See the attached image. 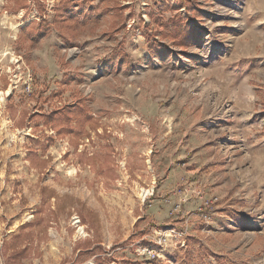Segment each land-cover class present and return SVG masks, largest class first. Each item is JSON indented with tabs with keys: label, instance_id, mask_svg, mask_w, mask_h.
I'll list each match as a JSON object with an SVG mask.
<instances>
[{
	"label": "rangeland",
	"instance_id": "rangeland-1",
	"mask_svg": "<svg viewBox=\"0 0 264 264\" xmlns=\"http://www.w3.org/2000/svg\"><path fill=\"white\" fill-rule=\"evenodd\" d=\"M61 1L0 0V264H264V0Z\"/></svg>",
	"mask_w": 264,
	"mask_h": 264
},
{
	"label": "trees",
	"instance_id": "trees-1",
	"mask_svg": "<svg viewBox=\"0 0 264 264\" xmlns=\"http://www.w3.org/2000/svg\"><path fill=\"white\" fill-rule=\"evenodd\" d=\"M61 3H62L61 9H56L57 10L56 17L58 20V22L56 23V26L61 31L62 38L67 42H72L73 38H75V33L79 31L80 26H81L80 18L79 16H76L77 10L80 11V8H79L80 4L78 3V0H62ZM76 4L78 5V8L74 10L75 9L74 7L76 6ZM113 8L115 9V11L112 16L114 15L115 17L117 16L116 17L117 20L114 19L112 24L113 26H116L119 21L118 17L119 19L123 20L124 14L120 12V4H117V5L115 4ZM169 20L172 23L173 31L172 32L164 31V35L170 37L176 45H179L181 47H187L192 43L195 37L198 36L200 28H195V29L190 28L189 25H185L184 27H182L180 25L182 21L180 16H173ZM66 31L69 34H67ZM168 51L169 50L167 47L165 49L160 47V50H159L160 53H167ZM153 53L156 54L155 50H153ZM70 111H73L74 113H76V115L79 114V116L77 117V120L80 121L82 120L80 115L86 116L88 108L85 104L81 102V103L76 104V106L72 108L68 107L67 113H69ZM49 117L53 118L54 114L53 113L50 114ZM70 119L71 118L68 117L67 121L70 122ZM130 261L133 264H140L137 261H132V260Z\"/></svg>",
	"mask_w": 264,
	"mask_h": 264
},
{
	"label": "built area",
	"instance_id": "built-area-1",
	"mask_svg": "<svg viewBox=\"0 0 264 264\" xmlns=\"http://www.w3.org/2000/svg\"><path fill=\"white\" fill-rule=\"evenodd\" d=\"M215 200H217V199H215ZM213 202H214L213 199H211V200L205 199L204 200V207H205L204 210L209 211L208 208H210L212 206ZM207 219H208V217H207ZM166 229L171 230L174 233H177V230L174 227L169 226ZM144 255H146V257H156L155 250L153 248L148 247V246L144 247ZM150 255H152V256H150Z\"/></svg>",
	"mask_w": 264,
	"mask_h": 264
},
{
	"label": "crops",
	"instance_id": "crops-1",
	"mask_svg": "<svg viewBox=\"0 0 264 264\" xmlns=\"http://www.w3.org/2000/svg\"><path fill=\"white\" fill-rule=\"evenodd\" d=\"M193 156L190 155V159L194 162H200V155L198 154L197 156H195L194 154H192Z\"/></svg>",
	"mask_w": 264,
	"mask_h": 264
},
{
	"label": "bare ground",
	"instance_id": "bare-ground-1",
	"mask_svg": "<svg viewBox=\"0 0 264 264\" xmlns=\"http://www.w3.org/2000/svg\"><path fill=\"white\" fill-rule=\"evenodd\" d=\"M146 193V191H144V194Z\"/></svg>",
	"mask_w": 264,
	"mask_h": 264
}]
</instances>
